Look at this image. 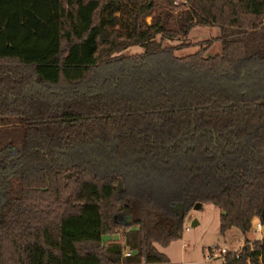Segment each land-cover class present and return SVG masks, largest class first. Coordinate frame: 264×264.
Returning a JSON list of instances; mask_svg holds the SVG:
<instances>
[{"label": "trees", "instance_id": "obj_1", "mask_svg": "<svg viewBox=\"0 0 264 264\" xmlns=\"http://www.w3.org/2000/svg\"><path fill=\"white\" fill-rule=\"evenodd\" d=\"M207 25L219 53H175ZM262 70L264 0H0V264H168L195 203L264 225Z\"/></svg>", "mask_w": 264, "mask_h": 264}, {"label": "rangeland", "instance_id": "obj_2", "mask_svg": "<svg viewBox=\"0 0 264 264\" xmlns=\"http://www.w3.org/2000/svg\"><path fill=\"white\" fill-rule=\"evenodd\" d=\"M149 21V18H147ZM219 28L214 25L207 26H195L193 27L187 36L189 44L186 47H182L176 50V54L183 56L196 51L199 48V44H205L208 40L212 39V45L208 48L206 54L214 55L220 51V43L215 40L219 36ZM180 40H168L165 45L173 46ZM143 49L139 46H132L123 51L124 55H133L141 53ZM264 74V70L261 72ZM253 79V83H259V75L256 74ZM252 77V76H251ZM264 81L263 80L261 82ZM238 80L234 79L226 80V85L231 86ZM264 83V82H263ZM260 87V85L258 86ZM9 136H12L11 131L8 132ZM9 140V138H8ZM136 177L133 174H129L125 179H120L118 182L119 189L126 191V185L134 187ZM5 192L0 190V217L3 213L4 204L6 202ZM197 203L188 211L185 220V227L181 238L172 241L168 246H158V249L164 252L170 263L168 264H222V258H216L208 260L206 255L209 254V247L214 245L215 247H224L230 251L237 250L243 244L244 238L248 239L247 245L252 246L254 240L259 239L258 233H253L249 229L247 234H243L236 227H231L224 234L219 231V215L220 210L218 207L211 203H200L199 207H195ZM125 221V220H124ZM197 221V224L194 222ZM104 240L120 239L123 238L118 234H107ZM233 249V250H232ZM209 250V251H208Z\"/></svg>", "mask_w": 264, "mask_h": 264}, {"label": "built area", "instance_id": "obj_3", "mask_svg": "<svg viewBox=\"0 0 264 264\" xmlns=\"http://www.w3.org/2000/svg\"><path fill=\"white\" fill-rule=\"evenodd\" d=\"M186 230H188V227H185ZM250 230H252L253 233H258L259 234V240L263 238L264 236V225L260 222V220L257 217H254L251 221L250 224ZM243 246V244L241 245V247ZM241 247H239L237 250H233L234 252H239V250L241 249ZM210 251L209 254L206 255V258L208 260H212V259H216V258H222L224 259L226 254L228 252H230V250H228L227 248L224 247H215L214 245H211L209 247ZM133 251L127 246L124 245L123 249H122V255L123 256H130L132 255ZM139 264H153V263H147L144 260H142Z\"/></svg>", "mask_w": 264, "mask_h": 264}, {"label": "crops", "instance_id": "obj_4", "mask_svg": "<svg viewBox=\"0 0 264 264\" xmlns=\"http://www.w3.org/2000/svg\"><path fill=\"white\" fill-rule=\"evenodd\" d=\"M197 223H198L197 221L194 222V224H197ZM229 229H230V228H229ZM105 236H106V235H104L103 238H104ZM243 236H244V235H243ZM229 250H230V249H229ZM232 250H233V249H232Z\"/></svg>", "mask_w": 264, "mask_h": 264}, {"label": "water", "instance_id": "obj_5", "mask_svg": "<svg viewBox=\"0 0 264 264\" xmlns=\"http://www.w3.org/2000/svg\"><path fill=\"white\" fill-rule=\"evenodd\" d=\"M200 206V203H197L195 207H199Z\"/></svg>", "mask_w": 264, "mask_h": 264}]
</instances>
